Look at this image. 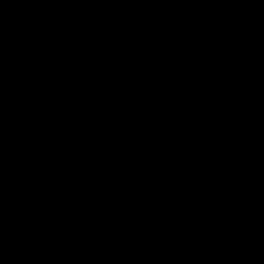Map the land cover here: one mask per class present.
Returning <instances> with one entry per match:
<instances>
[{"label":"water","instance_id":"95a60500","mask_svg":"<svg viewBox=\"0 0 264 264\" xmlns=\"http://www.w3.org/2000/svg\"><path fill=\"white\" fill-rule=\"evenodd\" d=\"M0 264H264V0H0Z\"/></svg>","mask_w":264,"mask_h":264}]
</instances>
